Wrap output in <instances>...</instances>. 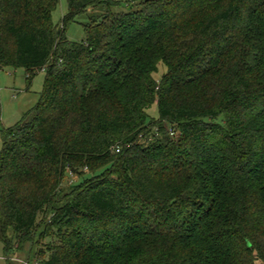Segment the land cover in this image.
Here are the masks:
<instances>
[{"label":"trees","instance_id":"obj_1","mask_svg":"<svg viewBox=\"0 0 264 264\" xmlns=\"http://www.w3.org/2000/svg\"><path fill=\"white\" fill-rule=\"evenodd\" d=\"M67 2L54 24L60 0H0V67L46 70L38 102L2 129L5 255L264 264V0ZM69 168L82 179L63 185Z\"/></svg>","mask_w":264,"mask_h":264},{"label":"rangeland","instance_id":"obj_2","mask_svg":"<svg viewBox=\"0 0 264 264\" xmlns=\"http://www.w3.org/2000/svg\"><path fill=\"white\" fill-rule=\"evenodd\" d=\"M111 9L114 11H128L130 7L121 4L119 6L111 7ZM105 10L106 7L104 4H100L96 7L90 6L86 12L76 16V19L67 25L66 34L68 39L70 41H81L85 39V24L90 21L91 17H99L105 12ZM67 13V0H60L57 8L52 13L53 23H60L63 16ZM165 71L166 67L163 64H160L158 71L155 73V78L160 80ZM45 78V69L38 70L31 79H28L24 67H0V152L3 146L2 129L8 128L17 123L22 114L38 102L40 93L44 89ZM147 112L149 118L157 119L159 116L157 103L155 102L152 104ZM67 171V178L64 180L63 185H69L82 179L80 173L73 172L70 168ZM79 171L84 173L85 176L90 174V169L86 166ZM0 249L4 250L1 240ZM18 255L23 256L19 259L34 261L33 256L27 251L17 252L12 256L16 257Z\"/></svg>","mask_w":264,"mask_h":264},{"label":"crops","instance_id":"obj_3","mask_svg":"<svg viewBox=\"0 0 264 264\" xmlns=\"http://www.w3.org/2000/svg\"><path fill=\"white\" fill-rule=\"evenodd\" d=\"M20 257H23V256H7L5 255V252L3 249H0V264H21L18 260H22V259H19Z\"/></svg>","mask_w":264,"mask_h":264},{"label":"built area","instance_id":"obj_4","mask_svg":"<svg viewBox=\"0 0 264 264\" xmlns=\"http://www.w3.org/2000/svg\"><path fill=\"white\" fill-rule=\"evenodd\" d=\"M155 130H157V128H155ZM171 130V134H173V130L172 129H170ZM141 137V136H140ZM140 142H145L146 140H145V138L144 137H141L140 138V140H139ZM117 152H119L120 151V148L119 147H117L116 149H115ZM21 264H39L37 261H30V260H18Z\"/></svg>","mask_w":264,"mask_h":264}]
</instances>
